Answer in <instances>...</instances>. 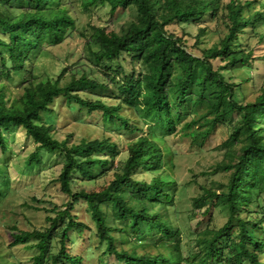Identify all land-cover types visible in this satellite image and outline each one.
Masks as SVG:
<instances>
[{
    "label": "trees",
    "instance_id": "16d2710c",
    "mask_svg": "<svg viewBox=\"0 0 264 264\" xmlns=\"http://www.w3.org/2000/svg\"><path fill=\"white\" fill-rule=\"evenodd\" d=\"M80 2L84 9L108 5L112 18L120 10L132 11V18L118 31L98 29L99 48L90 54L92 65L103 67L104 75L98 79L88 66L64 67L53 81L26 80L21 83L22 94L15 96L9 87L13 75L32 74L34 62L44 50L72 37L77 18L74 0H0V148L5 151L2 130L15 125L35 143L28 166L39 162L41 150L61 152L65 161L58 181L69 197L62 209H52L54 215L46 217L45 228L12 226L10 245L36 249L33 264H82V256L70 253V233L80 236L88 228L72 213L83 204L105 254L122 264H184L178 242H161L175 238L179 229L171 216L175 183L155 174L162 167L165 150L151 137L153 131L128 141L120 169L100 183L98 179L111 172L109 166L120 152L119 145L106 136L81 137L73 143L71 135L56 138L55 123H45L43 115L54 113L52 105L62 96L89 113L101 112L105 122L118 124L131 135L142 131L141 125L154 123L169 136L190 117L180 129L186 136L204 137L220 118L237 116L230 139L221 145L223 159L216 166L229 173L227 182L219 190L200 186L202 195L194 199V206L204 216L213 206H220L228 218L217 229L206 225L193 240L200 264H244V260L245 264H264V83L258 82L259 93L253 101H241L237 96L242 83L253 81L256 86L253 70L257 57L250 40L264 42V0ZM211 21L222 22L227 33L210 47L198 48ZM257 25L262 31H254ZM187 27L196 32L189 33ZM113 61L115 68L111 67ZM236 69L251 77L240 76L236 82ZM106 77L109 79L104 81ZM82 93L95 98L82 97ZM125 108L133 122L122 113ZM144 173L150 178H143ZM9 178L7 166L0 164V202ZM79 180L92 182V186ZM233 230L236 240H231V254L223 256L218 244ZM54 243L58 244L56 252ZM2 257L0 252V264H4Z\"/></svg>",
    "mask_w": 264,
    "mask_h": 264
},
{
    "label": "rangeland",
    "instance_id": "374dc122",
    "mask_svg": "<svg viewBox=\"0 0 264 264\" xmlns=\"http://www.w3.org/2000/svg\"><path fill=\"white\" fill-rule=\"evenodd\" d=\"M74 14L76 16V31L72 37L67 38L61 45L47 48L40 54L33 65L32 74L24 73L22 76L13 75L9 83L12 95L22 94L21 83L33 79L34 83L55 80L64 67H90L92 74L101 79L104 75V68L92 65L93 57L90 50L96 51L99 48L97 43L98 29H115L120 27L132 18L131 10H120L113 18L110 16L109 6L97 4L96 6L84 9L80 0H74ZM175 27H171L174 30ZM191 34L196 32L195 28L187 27ZM255 32L262 31L260 25L254 29ZM227 28L220 21L208 22L206 33L201 36L198 48H208L213 43L225 36ZM249 35L245 30V37ZM190 39L189 43L193 44ZM251 46L255 49L254 60V83L253 81L244 82L237 90L238 99L241 101H253L258 95L259 85L264 83V42L258 43L257 38L250 40ZM263 58H261V57ZM124 70L128 67L124 64ZM116 61H113L112 68H115ZM230 71L226 72L229 77ZM239 75V76H238ZM251 73L242 69L234 71V78L239 82V77L249 79ZM122 76H117L120 79ZM109 78L103 79L107 81ZM263 79V80H262ZM262 80V81H261ZM99 91V90H98ZM82 97L95 98L91 93H82ZM108 103L112 101L107 99ZM54 113L44 114L45 123L52 120L54 124V135L59 140L71 135L70 143L81 137L87 139L109 137L118 143L120 152L109 166V174L98 179L100 183L112 178L113 170L120 169L121 161L125 158V148L128 141L150 129L153 131L151 137L157 139L161 147L165 150L162 167L155 174L161 173L165 179L175 183L172 186L173 208L171 216L173 225L179 231L172 240L164 239L163 244L178 242L183 257L184 264H200L198 248L193 237L209 225L217 229L223 226L228 218L224 208L213 206L207 216L202 214L194 206V199L202 195L200 186L212 190H219L222 183L227 182L228 174L222 169H216L217 164L223 159V142L230 139L234 124L239 120L237 116L228 115L220 118L214 129L207 136L192 137L186 136L185 130L181 126L190 117L182 121L176 127V131L169 136L164 133L162 128L154 123L141 125L142 131L128 134L120 125L105 122L101 112L89 113L75 101L67 102L64 97L56 98L52 105ZM124 116L132 121V115L128 109L122 111ZM136 121V120H135ZM133 122V121H132ZM197 128V126H195ZM4 137L5 151L0 148V164L8 168L9 188L6 196L0 202V252L4 264H33V256L37 254L36 249H26L23 246H11L12 226H17L20 230H32L33 228L42 229L48 226L47 216H53V208L62 209L69 197L60 189L58 176L64 164V156L61 152H48L41 150L38 163L27 165L30 154L35 149L33 140L26 136L25 130L21 127L11 125L9 129L2 130ZM123 148V151H122ZM143 178L149 179L150 174L144 173ZM80 184L88 187L92 182L80 181ZM72 213L77 215L78 220L85 223L88 228L83 234L76 235L70 233L73 242L70 253L83 257L82 264H122L113 255L104 252V246L99 242L95 235L94 222L85 205H77L72 209ZM231 240H236V230L228 232L218 244L223 256L230 255ZM58 250V244L54 243L53 251ZM264 262V257L262 256ZM247 263L244 260V264ZM226 264V263H225Z\"/></svg>",
    "mask_w": 264,
    "mask_h": 264
}]
</instances>
